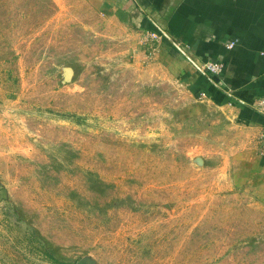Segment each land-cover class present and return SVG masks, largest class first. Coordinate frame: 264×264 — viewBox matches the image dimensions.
Wrapping results in <instances>:
<instances>
[{
	"label": "rangeland",
	"instance_id": "374dc122",
	"mask_svg": "<svg viewBox=\"0 0 264 264\" xmlns=\"http://www.w3.org/2000/svg\"><path fill=\"white\" fill-rule=\"evenodd\" d=\"M130 42L90 0H0V264H264L232 116Z\"/></svg>",
	"mask_w": 264,
	"mask_h": 264
},
{
	"label": "crops",
	"instance_id": "0c3cea01",
	"mask_svg": "<svg viewBox=\"0 0 264 264\" xmlns=\"http://www.w3.org/2000/svg\"><path fill=\"white\" fill-rule=\"evenodd\" d=\"M91 6L130 34L131 52L145 59L146 37L161 34L153 59L195 101L228 112L240 137V174L235 184L251 188L264 205V0H90ZM164 32L165 34H163ZM235 42L233 47L229 44ZM224 65L204 74L207 62ZM249 146V147H247Z\"/></svg>",
	"mask_w": 264,
	"mask_h": 264
},
{
	"label": "built area",
	"instance_id": "2783aa9c",
	"mask_svg": "<svg viewBox=\"0 0 264 264\" xmlns=\"http://www.w3.org/2000/svg\"><path fill=\"white\" fill-rule=\"evenodd\" d=\"M165 34L164 32H162ZM166 35V34H165ZM161 34L158 32H152L146 37V44L148 46L149 52L148 55L152 56L155 51V43L158 41L160 38ZM235 45V42H231L229 44L230 47H233ZM201 71L204 74H207L209 76H215V75H221L224 72V65L220 62H207L203 65L200 66ZM258 107L261 108V110L264 111V102H260L258 104ZM258 151L260 154L264 155V128L262 129L260 136H259V141H258Z\"/></svg>",
	"mask_w": 264,
	"mask_h": 264
},
{
	"label": "water",
	"instance_id": "95a60500",
	"mask_svg": "<svg viewBox=\"0 0 264 264\" xmlns=\"http://www.w3.org/2000/svg\"><path fill=\"white\" fill-rule=\"evenodd\" d=\"M84 262H86L85 260H83Z\"/></svg>",
	"mask_w": 264,
	"mask_h": 264
}]
</instances>
